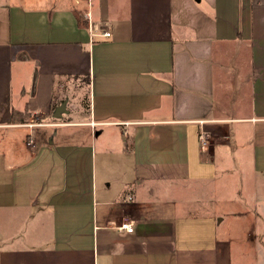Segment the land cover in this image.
<instances>
[{
  "label": "crops",
  "instance_id": "obj_1",
  "mask_svg": "<svg viewBox=\"0 0 264 264\" xmlns=\"http://www.w3.org/2000/svg\"><path fill=\"white\" fill-rule=\"evenodd\" d=\"M81 78L94 136L0 159V264H264V0H0V132Z\"/></svg>",
  "mask_w": 264,
  "mask_h": 264
},
{
  "label": "rangeland",
  "instance_id": "obj_2",
  "mask_svg": "<svg viewBox=\"0 0 264 264\" xmlns=\"http://www.w3.org/2000/svg\"><path fill=\"white\" fill-rule=\"evenodd\" d=\"M7 1H15L22 5L33 4L34 6H38L43 4L45 0ZM64 83L65 81L62 83V88H58L61 94L59 95L60 99L57 101L58 103L55 105L56 108L62 102L65 104V110L60 117L53 116L55 108L48 118H42L41 114L35 113L29 115L27 112H23L21 115L24 120L26 119L24 122L29 123V125L26 124L29 126L28 128H16L0 132V159L3 160L4 165L21 161L28 153H31L34 147L27 144L29 139L37 146L38 143L41 142L44 144H48L49 142H81L85 140L88 135L90 137L92 135L94 136V132H91V130L87 128L88 126L72 123V121L88 118V87L85 84L84 78L74 80L71 83L68 81ZM58 87H60L59 83ZM52 123H60V125H54ZM100 129V127H96V136L93 138L92 143L93 148L96 150L97 159L100 158L99 153L103 151V149H117L121 144L120 139L115 137L111 128L102 127L101 131ZM98 169L97 174L100 176ZM228 206L235 207L236 205L229 204ZM255 232L258 234V244L264 243V231ZM221 233L229 238L231 242L235 262L239 259L236 250L240 245L243 246V255H246L241 262L247 264L253 261L251 255L252 247L249 249L247 248L254 245L253 237L255 238L256 236V234L254 236V231H220V234ZM259 261L261 263L264 261V255L259 258ZM241 262H239V264Z\"/></svg>",
  "mask_w": 264,
  "mask_h": 264
},
{
  "label": "built area",
  "instance_id": "obj_3",
  "mask_svg": "<svg viewBox=\"0 0 264 264\" xmlns=\"http://www.w3.org/2000/svg\"><path fill=\"white\" fill-rule=\"evenodd\" d=\"M102 35L104 36H109V32L107 31H104L102 32ZM198 138H199V141H200V144L202 147H205L206 146V143H207V132L205 130H200L199 132V135H198ZM27 144H30V145H33V141L31 139H29V141L27 142ZM130 197V196H129ZM118 228L120 229H125L127 231H132V225L131 223H121L117 226Z\"/></svg>",
  "mask_w": 264,
  "mask_h": 264
},
{
  "label": "water",
  "instance_id": "obj_4",
  "mask_svg": "<svg viewBox=\"0 0 264 264\" xmlns=\"http://www.w3.org/2000/svg\"><path fill=\"white\" fill-rule=\"evenodd\" d=\"M64 110H65V104L64 102H62L59 106L55 108V111L53 112V116L60 117Z\"/></svg>",
  "mask_w": 264,
  "mask_h": 264
},
{
  "label": "trees",
  "instance_id": "obj_5",
  "mask_svg": "<svg viewBox=\"0 0 264 264\" xmlns=\"http://www.w3.org/2000/svg\"><path fill=\"white\" fill-rule=\"evenodd\" d=\"M23 112H19V111H12V120H18V121H22L23 120V117H22V114Z\"/></svg>",
  "mask_w": 264,
  "mask_h": 264
}]
</instances>
